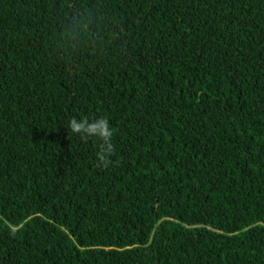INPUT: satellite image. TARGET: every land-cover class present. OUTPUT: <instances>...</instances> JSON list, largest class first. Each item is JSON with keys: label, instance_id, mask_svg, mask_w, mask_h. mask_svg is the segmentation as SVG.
<instances>
[{"label": "trees", "instance_id": "16d2710c", "mask_svg": "<svg viewBox=\"0 0 264 264\" xmlns=\"http://www.w3.org/2000/svg\"><path fill=\"white\" fill-rule=\"evenodd\" d=\"M0 264H264V0H0Z\"/></svg>", "mask_w": 264, "mask_h": 264}, {"label": "clouds", "instance_id": "9594fccd", "mask_svg": "<svg viewBox=\"0 0 264 264\" xmlns=\"http://www.w3.org/2000/svg\"><path fill=\"white\" fill-rule=\"evenodd\" d=\"M67 130L71 135L84 141L95 140L97 143V162L101 165L107 164L114 151L113 130L107 119L102 117H73L68 122Z\"/></svg>", "mask_w": 264, "mask_h": 264}]
</instances>
